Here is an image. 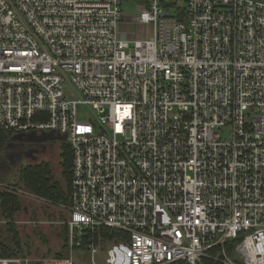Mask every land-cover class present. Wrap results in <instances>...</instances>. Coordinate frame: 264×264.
I'll use <instances>...</instances> for the list:
<instances>
[{
    "label": "built area",
    "instance_id": "obj_1",
    "mask_svg": "<svg viewBox=\"0 0 264 264\" xmlns=\"http://www.w3.org/2000/svg\"><path fill=\"white\" fill-rule=\"evenodd\" d=\"M124 1L0 0V131L72 153L70 254L0 264H264V0Z\"/></svg>",
    "mask_w": 264,
    "mask_h": 264
},
{
    "label": "rangeland",
    "instance_id": "obj_2",
    "mask_svg": "<svg viewBox=\"0 0 264 264\" xmlns=\"http://www.w3.org/2000/svg\"><path fill=\"white\" fill-rule=\"evenodd\" d=\"M179 4L182 5L183 3L179 2ZM140 5L141 4L136 3L134 0H126L122 4V11L127 16L137 14L140 10ZM119 29L120 32L125 35V38H131L133 33L138 36L145 32L149 33V28L145 31L144 28L128 21H124ZM72 93L76 98L79 97L75 91H72ZM78 111L81 121L90 119L92 123H95L101 117L105 116V114H98L88 106H79ZM60 151V142H56L54 144L45 145L41 153L30 154L34 159L31 157H21L11 164L8 157L10 158L15 152L12 147H6L3 159L6 160L9 166L7 167V165H4L0 170V192L8 191L14 193L18 195L22 202L23 211H20V215H18L15 220L17 226H20V228H18L19 236L25 241L26 250L24 249L23 258L35 259L39 253L45 256L51 253L57 254L59 252V257L65 259L70 254L67 242L64 243V241L58 237L61 229H66L68 234L66 222L69 218V206L51 205L33 196L20 188L18 179V173L22 168L30 164L45 162L50 165L53 177L56 180H60L62 175ZM3 224L4 223L0 222V225ZM38 235L46 239V244L41 243ZM63 247L65 251L62 253Z\"/></svg>",
    "mask_w": 264,
    "mask_h": 264
},
{
    "label": "trees",
    "instance_id": "obj_3",
    "mask_svg": "<svg viewBox=\"0 0 264 264\" xmlns=\"http://www.w3.org/2000/svg\"><path fill=\"white\" fill-rule=\"evenodd\" d=\"M138 4L146 5L147 0H134ZM12 136L0 131V160H3L6 147H8ZM60 165L62 175L60 180L53 177L50 165L45 162L30 164L22 168L18 173L20 188L33 196L44 200L51 205L70 206V179L72 166V153L66 141H61ZM63 184V185H62ZM23 211L22 202L18 195L11 192H0V258L22 257L25 241L20 238L15 218ZM2 228V229H1ZM4 231V232H2ZM4 233V234H3ZM104 237L113 236L115 233L102 229ZM41 243L46 244V239L38 235ZM66 229L60 230L58 235L64 243L67 242ZM65 251L63 247L62 253ZM51 253V252H50ZM53 254V253H52ZM57 257L60 256L58 252Z\"/></svg>",
    "mask_w": 264,
    "mask_h": 264
},
{
    "label": "water",
    "instance_id": "obj_4",
    "mask_svg": "<svg viewBox=\"0 0 264 264\" xmlns=\"http://www.w3.org/2000/svg\"><path fill=\"white\" fill-rule=\"evenodd\" d=\"M66 139V136L65 135H61L59 134L58 132H54V131H51V132H42L40 135H35V134H30L29 136H26L25 139H22V135H17V136H13L11 137L10 139V142H9V145L8 147L13 144V143H18V142H27V143H32V144H35V143H47V142H60V141H65ZM34 152H31V153H28L26 154V158H32V155L30 154H33ZM20 156H17L16 154H13L11 155L10 157V160L9 162L11 164L14 163V161L16 159H19ZM25 213L27 214L26 210H25Z\"/></svg>",
    "mask_w": 264,
    "mask_h": 264
},
{
    "label": "flooded vegetation",
    "instance_id": "obj_5",
    "mask_svg": "<svg viewBox=\"0 0 264 264\" xmlns=\"http://www.w3.org/2000/svg\"><path fill=\"white\" fill-rule=\"evenodd\" d=\"M26 136L29 135H24L22 136V139H25ZM56 143V142H54ZM52 142H47V143H27V142H18V143H13L11 144L9 147H12L14 149V152L17 156L21 157H25L26 158V154L34 152L35 154L41 153L44 148L45 145H49V144H54ZM8 159L10 160V158L8 157ZM4 165L7 167L9 166L8 163L6 162V160H0V170L4 167Z\"/></svg>",
    "mask_w": 264,
    "mask_h": 264
},
{
    "label": "crops",
    "instance_id": "obj_6",
    "mask_svg": "<svg viewBox=\"0 0 264 264\" xmlns=\"http://www.w3.org/2000/svg\"><path fill=\"white\" fill-rule=\"evenodd\" d=\"M120 37H121L122 39H126V38H125V35L122 34L121 32H120Z\"/></svg>",
    "mask_w": 264,
    "mask_h": 264
}]
</instances>
